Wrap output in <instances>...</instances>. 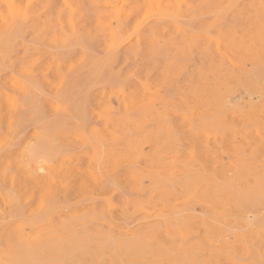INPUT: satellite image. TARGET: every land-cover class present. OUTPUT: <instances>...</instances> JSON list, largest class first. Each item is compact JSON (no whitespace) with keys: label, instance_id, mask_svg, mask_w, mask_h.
<instances>
[{"label":"rangeland","instance_id":"374dc122","mask_svg":"<svg viewBox=\"0 0 264 264\" xmlns=\"http://www.w3.org/2000/svg\"><path fill=\"white\" fill-rule=\"evenodd\" d=\"M0 264H264V0H0Z\"/></svg>","mask_w":264,"mask_h":264},{"label":"bare ground","instance_id":"6f19581e","mask_svg":"<svg viewBox=\"0 0 264 264\" xmlns=\"http://www.w3.org/2000/svg\"><path fill=\"white\" fill-rule=\"evenodd\" d=\"M3 68V67H2ZM8 71V70H7ZM30 85V84H29ZM24 102V101H23ZM37 112V111H36ZM44 141H45V139H44ZM43 141V142H44ZM45 144V143H44ZM36 146V145H35ZM42 146V145H41ZM45 147V146H44ZM33 150H36L37 151V149H34V148H32ZM40 149V148H39ZM32 151V150H31ZM31 151H29L30 153H32ZM36 151H34L33 153H36V155L38 154V153H40L39 151L40 150H38L37 152ZM35 155V154H34ZM39 156V155H38ZM32 158V157H31ZM31 158H29V159H31ZM254 206V205H253ZM262 206V205H261ZM249 207V206H248ZM254 208V207H253ZM260 212V211H259ZM176 214V213H175ZM258 221V220H257ZM260 221V220H259ZM247 228V227H246Z\"/></svg>","mask_w":264,"mask_h":264}]
</instances>
